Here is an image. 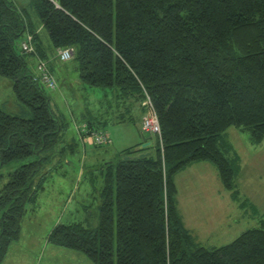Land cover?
Listing matches in <instances>:
<instances>
[{"label": "trees", "instance_id": "obj_1", "mask_svg": "<svg viewBox=\"0 0 264 264\" xmlns=\"http://www.w3.org/2000/svg\"><path fill=\"white\" fill-rule=\"evenodd\" d=\"M52 49H74L79 81L99 92L114 122L138 121L150 98L161 126L150 156L143 141L101 163L100 222L57 224L49 240L94 264H264V220L230 243L196 242L177 207L176 174L215 165L235 194L239 155L228 128L264 140V0H30ZM20 0H0V75L13 80L30 116L0 106V180L6 165L41 156L62 124L37 72L49 51ZM32 35L33 52L21 44ZM39 60L32 67L31 60ZM52 71L51 64L47 63ZM53 72V71H52ZM103 114V115H102ZM83 112V137L104 131L109 113ZM145 135V132H143ZM146 137V135H145ZM93 146H104L94 143ZM130 157V158H126ZM40 158L8 173L0 188V264L20 235Z\"/></svg>", "mask_w": 264, "mask_h": 264}, {"label": "rangeland", "instance_id": "obj_2", "mask_svg": "<svg viewBox=\"0 0 264 264\" xmlns=\"http://www.w3.org/2000/svg\"><path fill=\"white\" fill-rule=\"evenodd\" d=\"M30 0H20L31 18L42 39L49 43V58L58 88L49 91L51 104L55 116L62 124L59 140L51 148L45 150L41 156H31L16 160L2 170L4 175L0 180V188L8 178V173L20 165L40 158V166L35 177L37 190L29 191L32 201L25 204V214L21 222L19 238L13 241L1 264H94L82 252L58 246L49 240V234L60 223L84 222L91 228H96L100 222L101 191L103 188V174L101 163L118 161L121 151L142 140L139 122H114L110 118L114 115L106 106L105 98L99 92L89 91L79 81L73 60L61 61L58 51L52 49L50 38L45 30L39 29L40 22ZM46 48V47H45ZM39 60L32 59V67ZM68 75L69 79H65ZM0 106L3 110L14 115L30 116L27 107L20 103L13 90V80L0 75ZM108 111V127L110 136L104 146L85 145L77 135V130L83 123L80 117L83 112L99 114ZM146 114V113H145ZM145 114H142V119ZM103 115V114H102ZM140 120V126L142 125ZM236 129V128H231ZM107 132L108 131H100ZM249 136L247 132H242ZM109 135V134H108ZM152 139L156 137L152 135ZM110 141V143H109ZM155 152L154 148L150 149ZM178 185V208L187 223L200 229L205 223L207 213H202V219L190 210L192 187H194L196 204L200 208L221 206L219 213L225 211V203L217 197V191L226 190L218 178L217 169L210 162H199L186 168L176 176ZM1 192V191H0ZM219 200L217 203L214 200ZM217 218V217H216ZM247 218L245 230L251 228L257 221ZM202 221V222H201ZM201 222V223H200ZM252 222V223H251ZM202 245L211 248L222 246L233 239L224 238L220 241L199 234Z\"/></svg>", "mask_w": 264, "mask_h": 264}, {"label": "crops", "instance_id": "obj_3", "mask_svg": "<svg viewBox=\"0 0 264 264\" xmlns=\"http://www.w3.org/2000/svg\"><path fill=\"white\" fill-rule=\"evenodd\" d=\"M39 29L41 32L44 30L42 23H40ZM43 45L44 47H46L47 50L49 47V43L46 41L45 38L43 39ZM69 78L70 76L67 73L65 79H69ZM107 127H105L104 130L108 131L111 140V135ZM139 129L141 131V136H142L143 131L140 126V122H139ZM242 132L244 131H241L239 129L228 128L224 134L225 138L232 144L234 150L236 151V153L239 155L240 158V164H239L240 168L235 178L236 181L235 184L237 188L236 194L230 190L217 191V197L222 198V200H224L225 211L222 212L220 215L219 208L221 206L216 205L214 208L212 206L211 207L202 206L201 208L197 206L196 204L198 203V201L195 199L196 195L194 193V189H193L194 187H192L191 189L192 198L189 201L190 210L192 211L193 214L198 215L200 219H202V213H207L208 216H206V218H208V223H205L203 226H201L200 229L197 230L196 228L195 230V228L191 227L187 223L185 218L180 214L185 227L192 233L196 242L200 244L202 243V241L199 240L198 233L200 235L205 234L208 238H213V240L216 239L218 241L226 237L234 240L240 234L246 231L245 230L246 228H244L243 225L249 226L247 224L248 213H249V218H252L251 219L252 222L253 220L258 222V223L255 222V224L251 228L257 227L260 224V222L264 220V140L260 144H253L251 142L250 137L244 135ZM145 135L147 137V140L153 143V139H152L153 137L148 133H145ZM141 141H143V139ZM199 162H207V161H199ZM199 162L191 163L186 168H189L194 164H198ZM183 170L179 171L178 173L182 172ZM176 176H175V182L177 185ZM218 178L220 180L219 174H218ZM177 189H178V185H177ZM214 201L217 202L218 204L221 203L219 200L216 199ZM177 207H178V194H177Z\"/></svg>", "mask_w": 264, "mask_h": 264}, {"label": "built area", "instance_id": "obj_4", "mask_svg": "<svg viewBox=\"0 0 264 264\" xmlns=\"http://www.w3.org/2000/svg\"><path fill=\"white\" fill-rule=\"evenodd\" d=\"M21 47L23 50L27 52H33L34 46L32 45V35H29L27 40L23 41L21 44ZM59 59L61 61H68L73 59L74 57V49L71 47L61 48L58 51ZM37 72L41 79V82H43L47 89L49 91H53L58 88V82L55 77V75L52 73V71L48 68L46 61H40L37 66ZM144 104L148 105L147 112L142 119V131L145 133L152 135H155L156 137H159L160 141L162 142L161 136V126L159 123L158 116L152 107V103L149 97H147L146 102ZM81 132L86 131V126H80ZM109 139V135L107 132H94L90 135H86L83 137L84 142H87L89 144H100L103 145L107 143Z\"/></svg>", "mask_w": 264, "mask_h": 264}, {"label": "water", "instance_id": "obj_5", "mask_svg": "<svg viewBox=\"0 0 264 264\" xmlns=\"http://www.w3.org/2000/svg\"><path fill=\"white\" fill-rule=\"evenodd\" d=\"M142 139H143V144L140 146V148L143 150L139 155L140 156H150L151 151L147 150L149 147L152 146V142L147 140V137L142 133ZM127 159L130 157H126Z\"/></svg>", "mask_w": 264, "mask_h": 264}]
</instances>
